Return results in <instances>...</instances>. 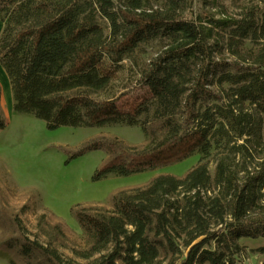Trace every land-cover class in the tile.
I'll list each match as a JSON object with an SVG mask.
<instances>
[{"label":"trees","instance_id":"16d2710c","mask_svg":"<svg viewBox=\"0 0 264 264\" xmlns=\"http://www.w3.org/2000/svg\"><path fill=\"white\" fill-rule=\"evenodd\" d=\"M198 2L0 0L14 111L50 129L143 132L139 146L99 135L74 152L106 153L95 179L199 154L182 175L118 190L107 207L72 208L83 246L71 257L61 222L41 214L31 236L1 207L0 251L12 264H244L241 237H262L264 252V0L218 17ZM152 41L160 48L147 59Z\"/></svg>","mask_w":264,"mask_h":264},{"label":"rangeland","instance_id":"374dc122","mask_svg":"<svg viewBox=\"0 0 264 264\" xmlns=\"http://www.w3.org/2000/svg\"><path fill=\"white\" fill-rule=\"evenodd\" d=\"M209 1V2H206ZM242 0H199L198 8L214 12L217 17L232 15ZM2 23L0 21V32ZM247 47L248 44H247ZM158 41L147 45L145 58L159 50ZM0 115L6 120L0 128V208L18 212L31 236L40 233L38 218L45 215L50 224L61 222L66 234L64 257H71V247L83 246L81 229L73 215L77 205L108 206L109 197L118 190L147 184L158 174L182 175L199 160L197 152L187 158L154 170L126 176L109 174L95 179L94 174L106 153L91 150L72 156L89 139L105 135L130 146L144 143L145 137L137 125L101 127L60 126L50 129L44 120L30 113L13 110V97L7 75L0 66ZM214 165L209 169L213 172ZM44 239V236H41ZM240 261L244 264H264V252L257 249L263 238L241 237ZM0 264H12L0 251Z\"/></svg>","mask_w":264,"mask_h":264}]
</instances>
